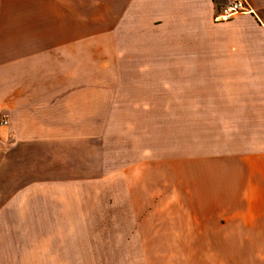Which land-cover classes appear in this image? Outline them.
Here are the masks:
<instances>
[{
	"label": "crops",
	"instance_id": "0c3cea01",
	"mask_svg": "<svg viewBox=\"0 0 264 264\" xmlns=\"http://www.w3.org/2000/svg\"><path fill=\"white\" fill-rule=\"evenodd\" d=\"M230 1L0 0V264H264V0Z\"/></svg>",
	"mask_w": 264,
	"mask_h": 264
},
{
	"label": "rangeland",
	"instance_id": "374dc122",
	"mask_svg": "<svg viewBox=\"0 0 264 264\" xmlns=\"http://www.w3.org/2000/svg\"><path fill=\"white\" fill-rule=\"evenodd\" d=\"M177 107L178 106H153L152 110L145 112V115L147 113L149 118H152L154 120V139L156 140L155 149L166 150V154H170L172 156H176L179 151V144L177 143V141H175L177 140V137H170L169 135L166 136V134L163 135L162 132L166 133V130H168L166 129V125H170L174 118L177 119ZM162 124H164L165 126H161ZM162 135L169 141L168 143H166V141L164 143L158 141L159 138L163 137ZM162 145L166 149H162Z\"/></svg>",
	"mask_w": 264,
	"mask_h": 264
},
{
	"label": "built area",
	"instance_id": "2783aa9c",
	"mask_svg": "<svg viewBox=\"0 0 264 264\" xmlns=\"http://www.w3.org/2000/svg\"><path fill=\"white\" fill-rule=\"evenodd\" d=\"M250 11L251 9L246 0H232L219 10L215 20L217 22H227L240 14L248 13ZM8 125V118L0 112V127Z\"/></svg>",
	"mask_w": 264,
	"mask_h": 264
}]
</instances>
